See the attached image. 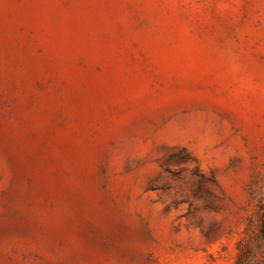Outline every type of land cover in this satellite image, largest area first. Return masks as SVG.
<instances>
[{"label": "rangeland", "instance_id": "374dc122", "mask_svg": "<svg viewBox=\"0 0 264 264\" xmlns=\"http://www.w3.org/2000/svg\"><path fill=\"white\" fill-rule=\"evenodd\" d=\"M264 0H0V264H264Z\"/></svg>", "mask_w": 264, "mask_h": 264}, {"label": "trees", "instance_id": "16d2710c", "mask_svg": "<svg viewBox=\"0 0 264 264\" xmlns=\"http://www.w3.org/2000/svg\"><path fill=\"white\" fill-rule=\"evenodd\" d=\"M261 229H262V231L264 232V218L262 219Z\"/></svg>", "mask_w": 264, "mask_h": 264}]
</instances>
